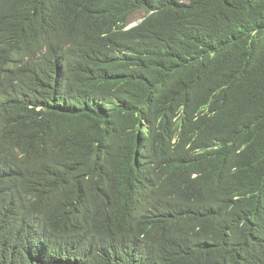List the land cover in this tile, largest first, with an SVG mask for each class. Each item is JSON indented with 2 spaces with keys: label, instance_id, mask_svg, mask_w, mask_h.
<instances>
[{
  "label": "trees",
  "instance_id": "obj_1",
  "mask_svg": "<svg viewBox=\"0 0 264 264\" xmlns=\"http://www.w3.org/2000/svg\"><path fill=\"white\" fill-rule=\"evenodd\" d=\"M0 264H264V0H0Z\"/></svg>",
  "mask_w": 264,
  "mask_h": 264
},
{
  "label": "clouds",
  "instance_id": "obj_2",
  "mask_svg": "<svg viewBox=\"0 0 264 264\" xmlns=\"http://www.w3.org/2000/svg\"><path fill=\"white\" fill-rule=\"evenodd\" d=\"M138 13H143L144 15L139 22H135L134 16ZM154 13V11L148 12L145 9L139 10L126 22H119L118 25H114L113 31H116L119 28L121 29V32L136 28L143 23L145 20L144 18L151 16ZM96 29L101 33L102 37L108 36L109 34L106 27H97ZM206 114H209L208 108L204 110V114H202V116H205ZM199 119L200 117L197 116L195 120L198 121ZM176 142L177 139L173 141L174 144ZM215 144H217V142H215ZM134 147H136V145ZM218 149L219 146L217 144L206 148L204 151L213 152ZM132 167L135 174L142 176V178L145 176H153L159 181V183L170 184L173 186L175 185L167 183V180H170L173 183H179L178 176L175 174L174 170L170 168V154H168L166 149H156L155 152H150L144 145L137 146L132 161ZM234 171H236V168H234ZM187 181H190L189 191L196 192L199 197L196 201H186L182 204L181 207L185 212L193 209L195 206H198L199 208L203 203L206 205L208 212L222 213L226 210L227 201H225V198L223 194L220 193V190L210 186L207 174L194 171L189 175Z\"/></svg>",
  "mask_w": 264,
  "mask_h": 264
},
{
  "label": "rangeland",
  "instance_id": "obj_3",
  "mask_svg": "<svg viewBox=\"0 0 264 264\" xmlns=\"http://www.w3.org/2000/svg\"><path fill=\"white\" fill-rule=\"evenodd\" d=\"M143 13H138L137 15L134 16V21L139 22L140 19L143 17Z\"/></svg>",
  "mask_w": 264,
  "mask_h": 264
}]
</instances>
